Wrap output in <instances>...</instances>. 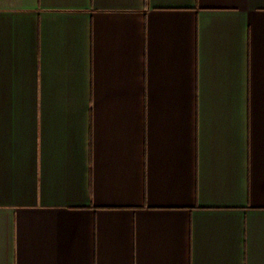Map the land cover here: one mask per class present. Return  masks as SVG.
I'll use <instances>...</instances> for the list:
<instances>
[{
  "label": "crops",
  "instance_id": "obj_1",
  "mask_svg": "<svg viewBox=\"0 0 264 264\" xmlns=\"http://www.w3.org/2000/svg\"><path fill=\"white\" fill-rule=\"evenodd\" d=\"M0 264H264V0H0Z\"/></svg>",
  "mask_w": 264,
  "mask_h": 264
}]
</instances>
